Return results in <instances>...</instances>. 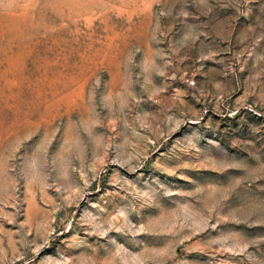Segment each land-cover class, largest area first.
<instances>
[{"label":"rangeland","instance_id":"rangeland-1","mask_svg":"<svg viewBox=\"0 0 264 264\" xmlns=\"http://www.w3.org/2000/svg\"><path fill=\"white\" fill-rule=\"evenodd\" d=\"M0 264H264V0H0Z\"/></svg>","mask_w":264,"mask_h":264}]
</instances>
